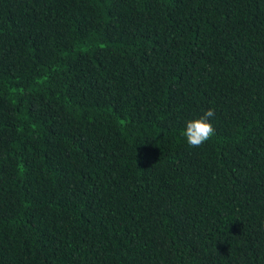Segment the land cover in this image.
<instances>
[{"label":"trees","instance_id":"obj_1","mask_svg":"<svg viewBox=\"0 0 264 264\" xmlns=\"http://www.w3.org/2000/svg\"><path fill=\"white\" fill-rule=\"evenodd\" d=\"M0 264H264V0H0Z\"/></svg>","mask_w":264,"mask_h":264},{"label":"clouds","instance_id":"obj_2","mask_svg":"<svg viewBox=\"0 0 264 264\" xmlns=\"http://www.w3.org/2000/svg\"><path fill=\"white\" fill-rule=\"evenodd\" d=\"M214 115V108L210 107L203 115L186 122L182 135L190 147H199L212 138L215 128L209 118Z\"/></svg>","mask_w":264,"mask_h":264}]
</instances>
